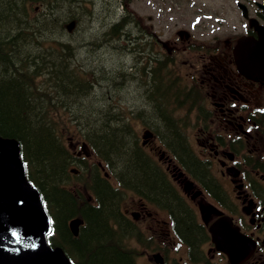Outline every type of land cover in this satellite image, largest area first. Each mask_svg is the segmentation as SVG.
Returning a JSON list of instances; mask_svg holds the SVG:
<instances>
[{
	"label": "flooded vegetation",
	"instance_id": "af4514ba",
	"mask_svg": "<svg viewBox=\"0 0 264 264\" xmlns=\"http://www.w3.org/2000/svg\"><path fill=\"white\" fill-rule=\"evenodd\" d=\"M169 1L156 9L161 34L152 15L130 11L118 40L133 56L129 108L138 138L190 228L133 186L123 211L131 240L150 264H264V73H241L233 56L240 36L257 38L240 4L263 26V0H231L236 20L225 0L209 7L178 0L173 9Z\"/></svg>",
	"mask_w": 264,
	"mask_h": 264
},
{
	"label": "trees",
	"instance_id": "16d2710c",
	"mask_svg": "<svg viewBox=\"0 0 264 264\" xmlns=\"http://www.w3.org/2000/svg\"><path fill=\"white\" fill-rule=\"evenodd\" d=\"M78 1L0 0V136L18 143L25 176L49 219L46 241L51 247H60L72 264H136V253L128 246L129 223L119 208L123 193L135 186L156 198L175 220L180 217L185 232L190 219L125 116L85 106L93 78L78 66L77 46L64 28L70 19L79 23L73 13ZM68 125L116 185L95 164L71 153L63 137ZM177 144L174 138L171 146L178 152L170 148L175 155L180 154ZM76 166L88 182L80 174L72 176ZM74 217L82 221L77 236L68 228Z\"/></svg>",
	"mask_w": 264,
	"mask_h": 264
},
{
	"label": "rangeland",
	"instance_id": "374dc122",
	"mask_svg": "<svg viewBox=\"0 0 264 264\" xmlns=\"http://www.w3.org/2000/svg\"><path fill=\"white\" fill-rule=\"evenodd\" d=\"M161 0H130L124 2L122 7L121 0H79L74 7L78 10H74L73 13L77 14L79 23L77 24L75 31L68 35V39L77 46L75 59L78 61V66H82L88 78L92 80L94 89L89 99H85L84 104L88 107L102 106V110H111L113 112H119L127 119L131 124V128L137 131V135L141 134V125H135L134 119L130 113V102L133 101L132 96L135 93V86L130 84L131 77L129 75V67L132 59L130 50L125 49V42L119 41L114 37L107 36L103 33L114 22L118 21L122 10L127 7L129 11L135 12L138 16L145 18L148 15L153 16V31L156 34H161L163 30V24L160 16L157 15L156 9L166 2H160ZM170 0L168 6L170 8H176L178 3ZM188 1V0H186ZM186 1H181L182 4H187ZM222 0H197V3L204 2L207 7L220 4ZM227 6H225L228 16H232L235 19L234 14H237L233 8L232 11L228 8L233 4L231 0H225ZM182 8V7H181ZM144 20V19H143ZM236 20V19H235ZM234 20V21H235ZM237 25V21L235 22ZM240 31V28L238 27ZM106 37V38H105ZM93 74V76H91ZM129 116V117H128ZM68 125L69 132L66 131L63 134L64 143L68 146L71 152L74 147L71 146L77 143V139L80 136L78 131ZM66 133V135H65ZM77 146V150L78 147ZM95 162V159L85 160L86 164ZM81 179L85 176V173L80 174ZM79 179L73 181L79 182ZM84 181L86 180L83 178ZM79 184V183H78ZM77 184V185H78ZM129 199H131V193H125L121 199V208L123 210L129 208ZM159 217H165L159 213ZM148 223V222H147ZM150 235L149 233H147ZM131 245L138 247L134 241L130 242ZM141 251L145 248L138 247ZM151 253V251H149ZM138 264H150V260L140 253L137 257Z\"/></svg>",
	"mask_w": 264,
	"mask_h": 264
},
{
	"label": "water",
	"instance_id": "95a60500",
	"mask_svg": "<svg viewBox=\"0 0 264 264\" xmlns=\"http://www.w3.org/2000/svg\"><path fill=\"white\" fill-rule=\"evenodd\" d=\"M74 24L70 21L67 31ZM258 31L259 41L241 38L234 48L239 70L250 76L264 72V32ZM79 223V219L70 221L73 235ZM47 231V217L36 189L25 179L17 143L0 136V264H68L59 248L46 245Z\"/></svg>",
	"mask_w": 264,
	"mask_h": 264
}]
</instances>
